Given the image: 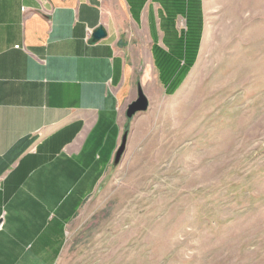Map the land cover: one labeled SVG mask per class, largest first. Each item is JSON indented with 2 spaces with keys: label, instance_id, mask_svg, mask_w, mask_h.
Masks as SVG:
<instances>
[{
  "label": "crops",
  "instance_id": "0c3cea01",
  "mask_svg": "<svg viewBox=\"0 0 264 264\" xmlns=\"http://www.w3.org/2000/svg\"><path fill=\"white\" fill-rule=\"evenodd\" d=\"M234 15L264 34V0H0V264H57L138 89L176 95Z\"/></svg>",
  "mask_w": 264,
  "mask_h": 264
},
{
  "label": "rangeland",
  "instance_id": "374dc122",
  "mask_svg": "<svg viewBox=\"0 0 264 264\" xmlns=\"http://www.w3.org/2000/svg\"><path fill=\"white\" fill-rule=\"evenodd\" d=\"M239 15L176 95L128 120L57 264H264V34Z\"/></svg>",
  "mask_w": 264,
  "mask_h": 264
},
{
  "label": "water",
  "instance_id": "95a60500",
  "mask_svg": "<svg viewBox=\"0 0 264 264\" xmlns=\"http://www.w3.org/2000/svg\"><path fill=\"white\" fill-rule=\"evenodd\" d=\"M105 36H106V32L104 31V29H98L97 31H95L93 38L95 41H99V40L105 38ZM148 109H149V100L145 96L143 90L141 88H139L137 99L134 102H132L128 107L127 118L132 119L137 114L147 112ZM127 142H128V133H125V135L122 139V143H121V145H120V147L116 153V156H115V161H114L115 165H118L121 162V160H122V158L126 152V149H127Z\"/></svg>",
  "mask_w": 264,
  "mask_h": 264
}]
</instances>
